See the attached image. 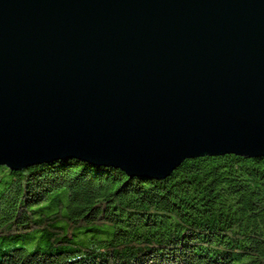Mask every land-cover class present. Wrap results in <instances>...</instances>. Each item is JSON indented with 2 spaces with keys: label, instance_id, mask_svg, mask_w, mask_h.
Returning <instances> with one entry per match:
<instances>
[{
  "label": "water",
  "instance_id": "1",
  "mask_svg": "<svg viewBox=\"0 0 264 264\" xmlns=\"http://www.w3.org/2000/svg\"><path fill=\"white\" fill-rule=\"evenodd\" d=\"M229 152L264 154V0H0V164Z\"/></svg>",
  "mask_w": 264,
  "mask_h": 264
},
{
  "label": "trees",
  "instance_id": "2",
  "mask_svg": "<svg viewBox=\"0 0 264 264\" xmlns=\"http://www.w3.org/2000/svg\"><path fill=\"white\" fill-rule=\"evenodd\" d=\"M0 264H264V154L192 156L159 179L0 164Z\"/></svg>",
  "mask_w": 264,
  "mask_h": 264
}]
</instances>
